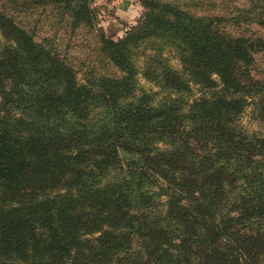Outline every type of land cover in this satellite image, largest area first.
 Masks as SVG:
<instances>
[{
	"label": "trees",
	"instance_id": "obj_1",
	"mask_svg": "<svg viewBox=\"0 0 264 264\" xmlns=\"http://www.w3.org/2000/svg\"><path fill=\"white\" fill-rule=\"evenodd\" d=\"M141 5L0 0V264H264V0Z\"/></svg>",
	"mask_w": 264,
	"mask_h": 264
},
{
	"label": "rangeland",
	"instance_id": "obj_2",
	"mask_svg": "<svg viewBox=\"0 0 264 264\" xmlns=\"http://www.w3.org/2000/svg\"><path fill=\"white\" fill-rule=\"evenodd\" d=\"M142 0H92V7L97 15L96 29L101 30L106 37L117 40L134 26L141 19L144 8L141 5ZM217 2L229 1L233 5L241 6L247 3V0H214ZM51 19V17H50ZM53 23L41 33L42 36L55 37L60 50L69 61H75L78 67L86 64L83 62V56H78L77 49L91 44V33L87 30L77 31L78 33L70 37V33L59 31L55 33ZM56 29V28H55ZM77 45V47H76ZM142 85L145 83L142 81Z\"/></svg>",
	"mask_w": 264,
	"mask_h": 264
}]
</instances>
